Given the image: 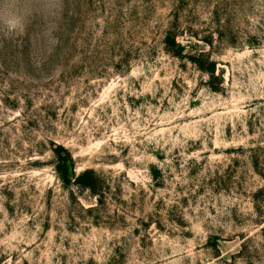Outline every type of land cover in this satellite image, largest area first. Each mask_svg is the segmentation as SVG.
I'll use <instances>...</instances> for the list:
<instances>
[{
    "label": "rangeland",
    "instance_id": "rangeland-1",
    "mask_svg": "<svg viewBox=\"0 0 264 264\" xmlns=\"http://www.w3.org/2000/svg\"><path fill=\"white\" fill-rule=\"evenodd\" d=\"M0 264H264V0H0Z\"/></svg>",
    "mask_w": 264,
    "mask_h": 264
},
{
    "label": "trees",
    "instance_id": "trees-1",
    "mask_svg": "<svg viewBox=\"0 0 264 264\" xmlns=\"http://www.w3.org/2000/svg\"><path fill=\"white\" fill-rule=\"evenodd\" d=\"M203 41L205 44L209 45L210 48H213V45L208 38L203 39ZM164 45L168 53L180 59L185 58L195 65L198 70L206 73L210 77L208 82L209 88L211 90H217V87H215L212 81L216 69V62L211 60L207 52L201 50L198 53H194L191 50H188V45L178 43L175 35L171 31H167L165 34ZM193 46L198 48L201 45L194 43ZM52 151L56 157L55 171L64 187L75 185L79 188L87 189L94 195L100 194L98 191L99 177L93 170L87 169L75 174L73 171V159L70 152L60 145L55 146Z\"/></svg>",
    "mask_w": 264,
    "mask_h": 264
}]
</instances>
